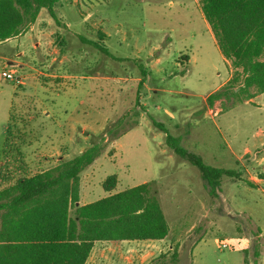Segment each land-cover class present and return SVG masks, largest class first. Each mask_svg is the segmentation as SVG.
Here are the masks:
<instances>
[{"label":"rangeland","instance_id":"1","mask_svg":"<svg viewBox=\"0 0 264 264\" xmlns=\"http://www.w3.org/2000/svg\"><path fill=\"white\" fill-rule=\"evenodd\" d=\"M73 1H62L57 14L71 31L42 9L22 35L0 43L1 162L13 105L33 130L21 148L30 175L74 158L103 134L106 149L81 174L80 202L106 196L110 175L118 176L117 191L152 184L170 238L140 246L154 254L140 264L173 252L178 264H264V93L209 106L207 97L224 86L231 69L197 0ZM61 53L76 61H55ZM4 71L21 83L3 78ZM144 73L145 86L137 90L133 79ZM153 121L207 165L240 178L225 176L214 199L198 169L166 145ZM134 252V245L98 243L87 264H136Z\"/></svg>","mask_w":264,"mask_h":264},{"label":"trees","instance_id":"2","mask_svg":"<svg viewBox=\"0 0 264 264\" xmlns=\"http://www.w3.org/2000/svg\"><path fill=\"white\" fill-rule=\"evenodd\" d=\"M61 1L0 0V43L22 35L42 9L61 25L56 12ZM197 5L231 69L228 82L207 97L209 106L223 98L234 97L237 104L263 94L264 0H197ZM80 38L111 55L98 42ZM17 107H11L9 116L3 151L7 161L0 160V264H86L98 243L170 238V225L151 183L117 191L118 176L110 175L103 183L108 194L81 204V174L106 149L103 134L93 136L98 140L74 158L28 174L21 148L31 142L33 130L27 120L15 116ZM153 124L166 133V145L198 169L204 188L214 199L219 197L225 176L240 178L235 170L207 165L200 155L181 145V138L172 136L162 124ZM178 263V252L162 253L153 262Z\"/></svg>","mask_w":264,"mask_h":264},{"label":"crops","instance_id":"3","mask_svg":"<svg viewBox=\"0 0 264 264\" xmlns=\"http://www.w3.org/2000/svg\"><path fill=\"white\" fill-rule=\"evenodd\" d=\"M62 1H68V0H62ZM61 1V2H62ZM71 3H73V2H75V1H73V0H69ZM61 2L57 5V7H56V12H57V14H58V7H60L59 5L61 4ZM76 2H78V1H76ZM62 5V4H61ZM58 16V15H57ZM59 18V20L61 21V25H63V27L64 28H66L68 31H71V28H72V26L69 24V23H67V22H65L64 21V19H63V17H58ZM86 18H87V15H86V17L84 18V21L86 20ZM209 27V26H208ZM209 30H210V28H209ZM210 32H211V30H210ZM211 34H212V32H211ZM213 36V35H212ZM214 38V37H213ZM215 41V40H214ZM38 46H36V47H39V44H37ZM215 46H216V42H215ZM217 47V46H216ZM217 49H218V47H217ZM55 52H56V50H55ZM72 57L74 58V62L76 61L75 60V55H73V54H68V53H61V55L59 56V58L57 57V58H55V61H57V62H59V63H63L64 61H66V60H71L72 59ZM81 59H82V56H81ZM228 62V61H227ZM9 64H10V62H9ZM11 65V64H10ZM22 65V64H21ZM57 76H59V77H61V78H63V79H71V78H75V76H72V75H57ZM144 77L143 78H141V79H133L134 80V82H136L137 83V90H143V88H144V86H145V79H146V74L145 75H143ZM230 76H231V70H230ZM230 76H229V78L227 79V81L225 82V84L228 82V80L230 79ZM224 84V85H225ZM76 86V84L74 85V87ZM138 94H140V91H138ZM253 100V99H252ZM168 114H169V116H171V117H173V114L172 113H170V112H168ZM101 128H103V127H101ZM102 130V129H101ZM100 132V131H99ZM142 184H144V183H142ZM80 195H81V193H80ZM91 203V202H90ZM81 204H88V203H82L81 202ZM103 243H105V244H107V245H122V244H126V245H134L135 246V256H134V259H135V263L136 264H140V261L139 260H141L142 258H145V257H149L150 255H154V254H152V253H147V252H144V251H141L142 249L140 248V246H145V247H152V246H155V245H158L159 243H163V241H155V242H136V241H112V242H103ZM110 247V246H109ZM108 256V255H107ZM90 258V257H89ZM89 260V259H88ZM137 260V261H136ZM88 262V261H87ZM87 264V263H86Z\"/></svg>","mask_w":264,"mask_h":264},{"label":"built area","instance_id":"4","mask_svg":"<svg viewBox=\"0 0 264 264\" xmlns=\"http://www.w3.org/2000/svg\"><path fill=\"white\" fill-rule=\"evenodd\" d=\"M2 77L6 78L8 80L16 81L17 84L21 83V79L16 77L12 72L10 71H4L2 72Z\"/></svg>","mask_w":264,"mask_h":264}]
</instances>
